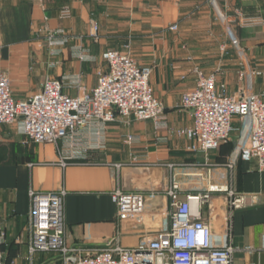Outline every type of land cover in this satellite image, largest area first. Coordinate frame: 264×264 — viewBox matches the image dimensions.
I'll return each instance as SVG.
<instances>
[{
  "label": "crops",
  "instance_id": "0c3cea01",
  "mask_svg": "<svg viewBox=\"0 0 264 264\" xmlns=\"http://www.w3.org/2000/svg\"><path fill=\"white\" fill-rule=\"evenodd\" d=\"M235 8L247 17L264 19V0H0V71L9 76L15 100L38 93L47 77L61 79L69 95L76 94L71 83L77 75L93 89L96 71L104 68L102 53L131 43L138 64L152 68L150 83L164 105L167 127L156 132L151 122L120 120L106 125L98 139L84 131L81 137L89 145L85 157L62 167L54 145L23 144L21 121L0 125L3 264H58L55 254L29 253L30 189L65 191L64 244L92 254L107 247L120 230L116 244L136 247L160 227L163 195L172 176L185 186L187 174L197 171L211 172L212 184L246 195L245 205L232 213L231 243L255 252L236 253L233 264H264V174L255 160H239L233 171L224 167L236 146L240 119L233 120L230 141L207 157L188 152L190 142L178 134L193 123L180 100L195 86L194 67L206 74L218 71L217 85H225L228 95L247 84L238 77L240 62L229 47L237 27ZM64 9L70 11L67 19L60 16ZM92 24L98 27L97 41L89 36ZM173 25L176 31L170 30ZM51 31H61L66 40L58 56H51L45 43ZM78 48L87 49L90 60L78 59ZM250 86L252 93H264V75ZM127 136L135 138L131 145L124 143ZM116 187L144 194L145 213L139 225L118 224L110 195ZM211 206L213 213L222 214L225 194L214 195ZM204 218L219 232L217 217L205 209Z\"/></svg>",
  "mask_w": 264,
  "mask_h": 264
},
{
  "label": "built area",
  "instance_id": "2783aa9c",
  "mask_svg": "<svg viewBox=\"0 0 264 264\" xmlns=\"http://www.w3.org/2000/svg\"><path fill=\"white\" fill-rule=\"evenodd\" d=\"M60 16L67 19L70 11L64 9ZM235 17L243 29L264 26L263 18L247 17L239 10H235ZM170 30L176 31L177 25ZM89 36L93 41L98 40L96 25H91ZM65 42L61 31L48 32L45 37L51 56H58ZM225 49L222 46L221 52ZM87 52L84 48L75 49L81 61L90 60ZM101 59L104 68L96 71L95 87L87 89L81 75H77L71 83L75 95L64 91L61 79L47 77L38 93L15 100L9 76L0 71V125L12 126L21 121L23 144L54 145L62 167L69 161L85 157L89 145H85L81 137L84 131L98 139L106 125L120 120L148 121L156 132L166 130L164 105L155 97L150 83L152 69L138 65L130 55L113 49L104 51ZM191 74L195 86L183 93L180 107L190 113L193 123L178 131L190 142L188 152L207 157L210 151L228 143L235 131L233 120L237 117L241 124L239 135L224 167L233 171L239 160H255L258 171L264 174V93L253 94L243 86L236 94L228 95L225 85H217L218 71L206 74L195 67ZM261 75L260 71L244 66L238 72L239 79L246 81L248 78L249 83L251 77ZM134 140L133 136H127L124 143L131 145ZM204 165L212 167L207 162ZM210 173L187 174L189 189L172 176L163 195L165 204L160 227L143 236L136 247L123 248L116 244L120 230L107 247L92 254L64 244L65 191L30 189L29 253L55 254L58 264H233L236 253L255 252L251 247H236L231 243L232 213L245 205L247 197L231 187L212 184ZM216 194H225L226 199V209L220 215L213 213L211 206ZM110 195L118 224L131 221L139 225L145 213L144 194L124 192L116 187ZM205 209L219 219V232L215 233L204 218ZM0 264H3L1 247Z\"/></svg>",
  "mask_w": 264,
  "mask_h": 264
},
{
  "label": "rangeland",
  "instance_id": "374dc122",
  "mask_svg": "<svg viewBox=\"0 0 264 264\" xmlns=\"http://www.w3.org/2000/svg\"><path fill=\"white\" fill-rule=\"evenodd\" d=\"M235 10L241 11L239 8H235L233 11L234 16H235ZM235 21H236V17H235ZM236 23H237V27L236 29H232L233 33L229 40L230 51L232 52V54L237 56V59L240 62V70L244 66L249 70L260 71L263 76L264 75V29L259 27L243 29L238 25L237 21ZM117 51L130 55L137 62L133 54V45L131 43L123 44L122 49ZM224 53H226V49ZM260 53L263 54L259 56ZM262 76L251 77L252 81H250V83L248 82V78H247L246 79L247 84H245V90L247 92L252 93L250 85H253L254 80L259 79Z\"/></svg>",
  "mask_w": 264,
  "mask_h": 264
}]
</instances>
